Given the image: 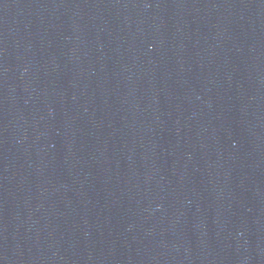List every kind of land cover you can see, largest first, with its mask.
I'll use <instances>...</instances> for the list:
<instances>
[{
	"label": "water",
	"instance_id": "obj_1",
	"mask_svg": "<svg viewBox=\"0 0 264 264\" xmlns=\"http://www.w3.org/2000/svg\"><path fill=\"white\" fill-rule=\"evenodd\" d=\"M0 264H264V0H0Z\"/></svg>",
	"mask_w": 264,
	"mask_h": 264
}]
</instances>
